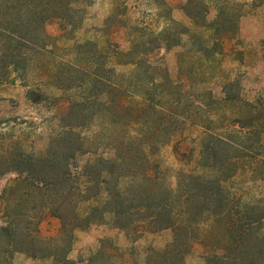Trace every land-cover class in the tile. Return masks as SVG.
<instances>
[{"label": "trees", "instance_id": "trees-1", "mask_svg": "<svg viewBox=\"0 0 264 264\" xmlns=\"http://www.w3.org/2000/svg\"><path fill=\"white\" fill-rule=\"evenodd\" d=\"M80 1L0 0V87L8 83L12 74L18 76L31 70L34 59L50 56L58 48L73 50L75 56L89 61L58 62L45 72L46 84L51 80L50 85L56 89L84 94L56 106L59 132L49 138L43 154L27 156L18 142L0 134V146L4 147L0 176H16L14 184L0 190V264H13L15 253L33 259L51 258L55 264H73L67 258L73 232L83 227L82 223L96 221L104 214H110L122 231H144V223L153 225V231L169 229L170 243L155 253L162 258H179L199 246L206 264H263L264 233L260 222L264 220V210L239 199L237 202L236 192L227 187L241 172L264 168L261 113L250 106L249 116L235 118L227 135L203 128L193 146L185 143L180 131L186 122L180 120L179 114L185 113L189 100L167 71L153 65L151 75L143 69L149 54L147 50L134 49L145 42L133 40L125 51L107 42L89 53L81 50L84 44L71 48L59 45L60 41L71 40L81 23V10L77 8ZM52 23L59 26L55 37L46 31ZM170 26L153 36V53L176 45L178 38L187 33ZM219 45L216 42L215 46ZM114 63L132 65L134 76L144 79L139 95L122 88V80L132 77L124 78L116 72ZM145 80L146 84H142ZM25 97L38 104L56 101L55 97L32 90H27ZM189 103L195 102L189 101L188 106ZM195 105L199 109L201 102ZM244 119L246 123H242ZM85 128L93 130L92 137L81 134ZM99 132L111 134L103 139ZM171 142L177 161L182 166L193 163L200 172L181 168L173 183L168 179L154 157L160 147ZM101 192L106 201L91 208L86 218L80 217L76 204L94 199ZM132 192L143 199L152 193L153 204L132 205L124 211ZM46 217L56 223L51 234L41 228ZM203 217L212 222L207 234L217 226L221 228L220 245H211L199 235L191 239ZM114 250L101 245L95 256L117 258Z\"/></svg>", "mask_w": 264, "mask_h": 264}, {"label": "rangeland", "instance_id": "rangeland-1", "mask_svg": "<svg viewBox=\"0 0 264 264\" xmlns=\"http://www.w3.org/2000/svg\"><path fill=\"white\" fill-rule=\"evenodd\" d=\"M77 8L81 10V23L72 34V39L60 41L59 45L71 48L75 44H84L81 50L89 53L96 47L108 45L107 42L124 51L130 48L133 40L145 42L141 43L144 46L134 49L137 52L147 50L149 54L143 69L151 75L153 65L167 71L171 81L180 84V93L184 98L195 102L188 106V101L185 113L179 114L180 120L186 122L180 131L186 139L185 143H192L193 146L203 128L227 135L235 118L249 116L247 111H250V106L261 113L264 123V0H81ZM169 24L170 29L187 33L178 38L176 45L154 50L153 53V36L162 33ZM46 31L55 37L59 33V26L52 23L46 27ZM216 42L220 45L215 46ZM113 49L116 48L113 46ZM75 60L80 64L89 62L83 56H75L73 50L55 49L50 56L34 59L31 70L26 74H12L8 83L0 87L1 137L18 142L25 155L38 156L45 152L49 138L59 132L56 106L67 98L84 94L79 90L56 89L50 85L51 80L47 84L44 82L45 72L53 69L55 64ZM113 66L124 78L132 77L131 80H122V88L128 89L134 96L139 95L142 78L134 76V67L115 63ZM142 84H146V80ZM27 90L42 92L55 97L56 101L49 104L29 102L25 97ZM151 93L153 96V90ZM197 101L201 102L199 109H195ZM182 108L183 105L178 110ZM91 132V129L81 130V134L88 138L92 137ZM104 134L101 133L100 138L106 139L111 132ZM261 134L264 141V131ZM149 136L152 138L153 133ZM172 147V142L160 147L154 158L173 183L174 176L181 168L196 169V165L190 163L182 166L175 158ZM3 148L0 146V153ZM11 151L18 153V150ZM151 158L153 160V154ZM254 171L250 173L248 169L241 172L227 187L236 192L237 202L264 210V168ZM196 172H200V169L197 168ZM15 177L12 173L0 176V190L14 184ZM105 201L106 196L101 192L94 199L77 203L76 211L80 217L86 218L91 208ZM129 201L131 203L124 205V211L132 205L153 204V194L143 199L139 193L132 192ZM2 220L0 207V223ZM85 224L82 223L83 227L73 232L72 247L67 255L73 264H206L200 257L203 251L199 246H194L189 254L179 258L167 259L156 255L170 243L172 233L169 229L153 231V225L144 223V231L141 228L122 231L116 227L110 214L98 216V220ZM211 224L208 217H203L196 225L197 230L193 229L191 239L199 235L202 239L206 237L211 245H220L221 228H212V233L207 234ZM260 224L264 233V220ZM41 228L45 234H51L56 230V223L46 217ZM103 241L106 242L101 244ZM101 245L116 249L113 253L117 258L95 256ZM12 263L55 264L51 258L33 259L23 253L13 254Z\"/></svg>", "mask_w": 264, "mask_h": 264}]
</instances>
